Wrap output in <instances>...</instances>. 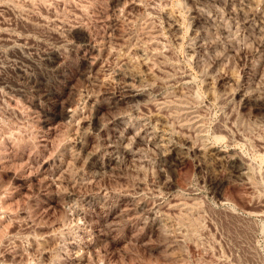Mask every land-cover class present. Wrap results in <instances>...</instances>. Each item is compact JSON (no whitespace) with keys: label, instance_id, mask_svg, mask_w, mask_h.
Listing matches in <instances>:
<instances>
[{"label":"rangeland","instance_id":"374dc122","mask_svg":"<svg viewBox=\"0 0 264 264\" xmlns=\"http://www.w3.org/2000/svg\"><path fill=\"white\" fill-rule=\"evenodd\" d=\"M0 264H264V0H0Z\"/></svg>","mask_w":264,"mask_h":264}]
</instances>
